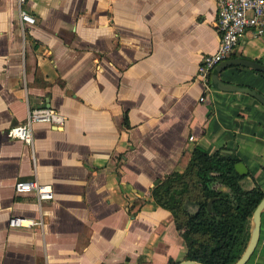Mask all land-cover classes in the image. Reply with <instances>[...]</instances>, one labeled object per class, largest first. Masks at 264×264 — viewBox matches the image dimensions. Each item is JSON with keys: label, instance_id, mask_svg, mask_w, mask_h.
Instances as JSON below:
<instances>
[{"label": "crops", "instance_id": "obj_1", "mask_svg": "<svg viewBox=\"0 0 264 264\" xmlns=\"http://www.w3.org/2000/svg\"><path fill=\"white\" fill-rule=\"evenodd\" d=\"M26 10L33 25L20 23L16 0H0V264L186 260L151 190L183 172L195 147L234 153L242 187L264 192V106L197 77L219 42L216 0H26ZM236 57L264 64V33L247 31L227 59ZM219 77L264 95V74L251 68ZM42 104L64 125L34 124L32 145L12 137ZM19 180L50 186L53 199L17 193ZM15 216L42 223L13 228ZM246 264H264V208Z\"/></svg>", "mask_w": 264, "mask_h": 264}, {"label": "trees", "instance_id": "obj_2", "mask_svg": "<svg viewBox=\"0 0 264 264\" xmlns=\"http://www.w3.org/2000/svg\"><path fill=\"white\" fill-rule=\"evenodd\" d=\"M237 162L234 153L208 154L195 147L181 157L183 172L169 174L151 190L154 201L172 213L181 230L187 259L202 264H235L245 251L250 220L264 192L256 185L242 187L243 177L234 168ZM217 183L226 190L215 189ZM143 202H135L133 213Z\"/></svg>", "mask_w": 264, "mask_h": 264}, {"label": "built area", "instance_id": "obj_3", "mask_svg": "<svg viewBox=\"0 0 264 264\" xmlns=\"http://www.w3.org/2000/svg\"><path fill=\"white\" fill-rule=\"evenodd\" d=\"M216 2L215 28L219 34V42L214 52L202 57L197 68V77L206 88L210 85L212 70L230 56L239 39L247 31H252L256 36L264 33V0H216ZM16 6L20 23L33 25L35 18L27 12L26 0H16ZM65 119L57 110L42 104L29 109L25 120L11 126L9 132L12 137L32 145L34 124L47 123L61 127ZM14 189L17 193L33 192L39 201L53 199L52 188L36 181L19 180L15 183ZM41 223V220L20 216L11 217L8 221L9 226L13 228H30Z\"/></svg>", "mask_w": 264, "mask_h": 264}, {"label": "water", "instance_id": "obj_4", "mask_svg": "<svg viewBox=\"0 0 264 264\" xmlns=\"http://www.w3.org/2000/svg\"><path fill=\"white\" fill-rule=\"evenodd\" d=\"M233 65H239L251 68L257 72H263L264 73V64L261 62H258L256 60H252L249 58L244 57H236V58H230L226 59L219 64L215 66V68L211 72V85L214 88H217L222 91H229V92H241L250 95L251 97L255 98L258 102H260L264 106V95H262L257 90L243 85L233 84L229 82H225L221 80L219 77V74L228 68L229 66ZM243 164L241 162H237L234 166L235 170L240 175H244L246 172H243ZM264 208V196L258 203L257 207L255 208L253 212V230L252 234L250 235V239L248 242V245L241 255V257L236 261L235 264H246L249 260L250 256L252 255L256 244L258 242L259 233H260V217H261V210ZM177 264H202L200 262L186 259L181 262H178Z\"/></svg>", "mask_w": 264, "mask_h": 264}]
</instances>
